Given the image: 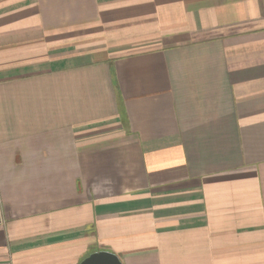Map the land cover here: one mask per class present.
Returning <instances> with one entry per match:
<instances>
[{
    "label": "crops",
    "instance_id": "crops-1",
    "mask_svg": "<svg viewBox=\"0 0 264 264\" xmlns=\"http://www.w3.org/2000/svg\"><path fill=\"white\" fill-rule=\"evenodd\" d=\"M264 264V0H0V264Z\"/></svg>",
    "mask_w": 264,
    "mask_h": 264
},
{
    "label": "water",
    "instance_id": "water-1",
    "mask_svg": "<svg viewBox=\"0 0 264 264\" xmlns=\"http://www.w3.org/2000/svg\"><path fill=\"white\" fill-rule=\"evenodd\" d=\"M79 264H122V262L111 252L97 251L89 254Z\"/></svg>",
    "mask_w": 264,
    "mask_h": 264
}]
</instances>
